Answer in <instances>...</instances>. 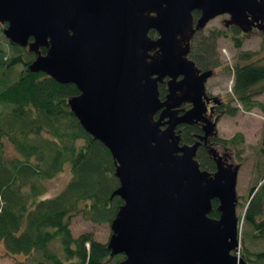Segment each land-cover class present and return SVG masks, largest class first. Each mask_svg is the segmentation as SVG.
<instances>
[{"label": "water", "instance_id": "obj_1", "mask_svg": "<svg viewBox=\"0 0 264 264\" xmlns=\"http://www.w3.org/2000/svg\"><path fill=\"white\" fill-rule=\"evenodd\" d=\"M222 16L227 29L264 33V0H0L4 37L35 54L31 73L77 87L71 112L110 152L119 181L112 197L124 204L106 245L124 256L118 264H248L235 254L241 165L226 167L211 149V173L196 156L218 135V119L206 116L210 100L220 102L206 92L214 71L188 59L190 44ZM195 123L205 135L181 145L179 127Z\"/></svg>", "mask_w": 264, "mask_h": 264}, {"label": "trees", "instance_id": "obj_2", "mask_svg": "<svg viewBox=\"0 0 264 264\" xmlns=\"http://www.w3.org/2000/svg\"><path fill=\"white\" fill-rule=\"evenodd\" d=\"M198 16L195 12L194 18ZM232 31L239 32L234 27ZM219 37L212 33L198 38L192 60L202 71L218 66ZM234 41L241 49L242 40ZM8 45L11 54L0 43V243L6 256L16 264H118L124 256H110L106 243L90 233L75 237L71 231L72 219L79 216L91 224H110L124 204L112 197L119 181L109 150L88 135L71 112L68 101L79 94L77 87L31 73L28 67L35 54ZM257 54L239 52L237 59L249 63L236 64L233 72V99L246 113L264 111V102L255 100L264 95V56ZM166 92L165 85L159 86L161 100ZM238 111L239 107H228L224 113L236 117ZM179 130L181 145H191L197 128L185 125ZM220 142L238 146L244 144V135ZM197 159L203 170H215L203 152ZM65 172L70 173L68 184L46 198L49 182ZM263 188L264 184L251 188L239 220L241 227L245 223L254 231L251 239L264 240ZM217 205L214 201L211 218H219ZM241 258L248 264H264V248L254 254L244 251Z\"/></svg>", "mask_w": 264, "mask_h": 264}, {"label": "rangeland", "instance_id": "obj_3", "mask_svg": "<svg viewBox=\"0 0 264 264\" xmlns=\"http://www.w3.org/2000/svg\"><path fill=\"white\" fill-rule=\"evenodd\" d=\"M228 16H222L213 19L205 29L197 32L196 44L198 38L201 36L208 37L212 33H219L220 37L216 42L215 59L218 60V66L214 69V75L208 79L206 84V92L218 101L225 102L226 109L228 107H239L236 117H231L223 113L218 119L217 134L219 142L221 140H229L242 133L244 135V144L238 146L228 147L229 155L233 156L236 163L241 165L237 181V218L241 219V214L245 210V205L248 200V192L251 188L261 186L264 184V111L260 108L253 109L251 112H244L238 101L233 99V72L236 64L244 66L248 61H240L237 59L239 52L258 53L257 58L264 56V33L256 31L254 34L245 35L240 31L236 33L232 29L224 27V21ZM1 27H3L0 24ZM151 36V34H150ZM234 38L242 40L241 49L235 48ZM0 43L10 54L12 52L9 47V40L0 33ZM255 100L264 102V95L258 96ZM223 154V151H219ZM263 179V181H261ZM70 180V173L65 172L59 175L58 178L49 182V192L46 198L53 197L60 193V191L68 184ZM261 182V183H260ZM264 195V188L261 195ZM243 223V222H242ZM71 231L73 236L79 237L83 233H90L94 235L95 239L101 244L107 243L111 237V224L103 223L91 224L82 217H75L72 219ZM254 231L245 223L242 224L240 234V246L238 256L244 251L249 254L261 252L264 248V240L251 239ZM23 259L22 257L18 258ZM0 264H16V260L8 257L3 250L0 243ZM26 264H29L28 262Z\"/></svg>", "mask_w": 264, "mask_h": 264}, {"label": "flooded vegetation", "instance_id": "obj_4", "mask_svg": "<svg viewBox=\"0 0 264 264\" xmlns=\"http://www.w3.org/2000/svg\"><path fill=\"white\" fill-rule=\"evenodd\" d=\"M199 16H200V14H199ZM198 16V17H199ZM198 17L197 18H195V20L196 19H198ZM234 28H236V27H234ZM232 29V28H231ZM236 29H238V28H236ZM239 30V29H238ZM240 31V30H239ZM256 31H258L256 28L255 29H253V31L250 33V34H254ZM154 31H152L151 32V37L153 38V39H156L157 38V34L154 32V34H152ZM197 34L198 33H196L193 37H192V40H191V44H190V53H189V55H188V59L190 60V61H192V57H193V55H194V53H195V47H196V36H197ZM194 61V60H193ZM195 62V61H194ZM196 67L203 73V72H205V71H208V70H201L197 65H196ZM214 71V70H213ZM182 78H179L178 80H181ZM165 81H167V79L165 80ZM161 85H165V87H166V90H167V85H166V83L164 82V83H162ZM160 85V86H161ZM166 94H167V92H166ZM208 94V93H207ZM208 97L210 98V99H213V97L211 96V95H209L208 94ZM220 103H215V102H213L212 100H210V103H208V114H207V116H206V120H208V121H211V122H215L216 121V119H220V117L222 116V114L224 113V111L226 110V104L227 103H225V102H222V100L221 101H219ZM191 108V106L190 105H188V104H183V106L181 107V109H185V110H189ZM185 126V125H184ZM184 126H182V127H184ZM191 127H196L197 128V131L198 132H196L195 134H194V142L192 143V144H194L197 140H199L198 139V136L199 135H205L204 134V131H203V124L202 123H195V125H192ZM180 128V127H179ZM179 130V129H178ZM211 149H215L217 152H218V154H219V151L221 152V151H223V154L221 155V154H219L221 157H222V160H223V163H224V165H226V167H229L230 165H234V167L235 166H237L238 164L236 163V161H235V159H234V157L233 156H231V155H229V153H227L228 152V147H226V146H224L223 144H221V142H219V138H218V135H217V137H211V138H209V140H208V142L206 143V145L204 144V142H202V146L199 148V150H198V152H197V158H198V154L199 153H204L206 156H208V157H210L211 159H212V161H213V163H214V166H215V170L214 171H212L211 173H214L215 171H216V169H217V166L215 165V162H214V160H213V158L211 157V155H210V150ZM218 206V205H217ZM217 208V207H216ZM218 219V218H217ZM237 253H240L239 251H237L235 254H237ZM241 257V256H240Z\"/></svg>", "mask_w": 264, "mask_h": 264}]
</instances>
